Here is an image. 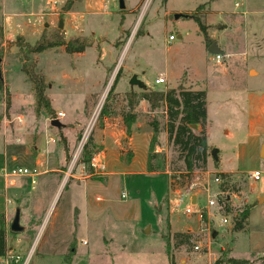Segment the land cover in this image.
<instances>
[{
    "label": "rangeland",
    "instance_id": "1",
    "mask_svg": "<svg viewBox=\"0 0 264 264\" xmlns=\"http://www.w3.org/2000/svg\"><path fill=\"white\" fill-rule=\"evenodd\" d=\"M55 1L58 9L67 2ZM124 3L125 9L120 10L119 0L76 1L73 13L77 17L64 30L63 14L57 23L48 24L50 17L44 14L51 11L37 0H0V24H5L6 37L11 40L4 39L0 44V58L6 59L0 64V101L6 95L8 119L7 124L0 125V151L3 132L8 133L9 139L22 137L18 128L23 124H18L16 114L31 108L34 111L21 61L13 52L18 50L12 46L17 37L24 36L33 45L42 30H60L66 31L67 39L84 36L93 42L79 56L59 47L35 57L38 69L46 77L47 94L54 100V108L67 115L63 122L77 119L73 122L76 129L69 131L67 138L59 139L60 130L46 122L48 136L40 137L35 132L26 140L32 155L50 149V163L55 169L52 171L45 161L41 168L45 175H38L34 186L27 180L28 198L9 204L7 212L1 214L7 232V257H0V264H214L222 251H229L235 258L250 259L251 264H262L259 256L252 254L264 255V0ZM179 13L191 17L176 20ZM195 16L205 25L210 46H206ZM70 17L65 16L67 20ZM171 35L175 40L170 42ZM214 43L222 51L220 64L209 52ZM72 72L79 78L78 83L64 87L63 76L71 77ZM159 75L166 77L165 84L155 83ZM133 76L148 90L182 86L207 93L210 156L206 171L187 175L173 170L182 164L177 162L178 156L165 132V111L149 112L148 103L145 107L139 101L134 107L138 119L132 132L147 134L150 143L153 123L159 125L156 151L160 157L154 163L164 167L160 172L142 174L137 171L139 160L134 174L127 175L125 166L123 176L108 174L115 172L114 164L109 154L107 158L99 157L104 146L95 144L94 135L105 126L122 127L125 138L119 156L126 163L132 154L127 152L124 122L127 93L141 92L136 85L130 86ZM10 85L19 94L11 93ZM103 109L108 116H102ZM44 121L47 120L43 117ZM85 133L87 142L82 146ZM66 143L68 159L58 164ZM87 145L93 153V174L81 162ZM213 149L218 150V162L211 157ZM95 156L104 170L92 166ZM32 166L27 161L10 168ZM255 171L262 175L259 181L250 177ZM219 173L229 176L226 192L233 197L234 207H252L244 232H233L231 219L222 226L217 213L208 224L199 222L197 215L186 213L187 209L206 207L208 196L221 191V183L227 180L216 182ZM2 181L0 178V188ZM232 185L236 186L234 193ZM9 191L6 194L10 195ZM123 192L127 194L125 199L121 197ZM16 207L20 209L21 232L10 229ZM179 231L190 233L188 244L176 245L174 235ZM196 246L202 248L196 250ZM70 247H74V253L69 257L66 254Z\"/></svg>",
    "mask_w": 264,
    "mask_h": 264
},
{
    "label": "trees",
    "instance_id": "2",
    "mask_svg": "<svg viewBox=\"0 0 264 264\" xmlns=\"http://www.w3.org/2000/svg\"><path fill=\"white\" fill-rule=\"evenodd\" d=\"M76 1L67 0L63 7L64 12L71 11ZM199 24L200 29L205 37L206 46L211 45L210 38L207 34V29L198 17H194ZM140 34V33H139ZM4 42V29L0 24V44ZM12 46L18 48V57L21 61V70L25 74L27 80L30 82L34 92V113L36 116L46 114L51 119L56 118V112L52 107L51 100L48 97V84L45 75L38 69L36 56L44 53L47 50L63 47L68 54L84 53L88 48L93 46V42L84 36H75L66 38L65 33L60 30L48 33L43 31L40 38L35 44H30L23 36H18L12 43ZM0 57L2 55L0 54ZM118 80V79H116ZM112 88V91L114 90ZM128 109L125 114L124 122L126 126L127 136L132 134V127L138 119V114L134 111V107L139 101H146L149 105V112L157 109H163L166 115L165 132L168 141L177 154V162H181V167H175L173 170L184 172L187 175H192L195 172H204L207 170L208 159L210 156V147L208 145L206 124H207V93L205 91L187 90L180 86L178 88H168L163 90H148L141 89L140 93L133 90L127 93ZM108 116L106 109H103L102 116ZM193 125H199V129L192 128ZM153 136L148 146L147 157V173L153 174L160 172L164 167L160 163H154L160 157L157 153V136L160 132V127L157 123H153ZM92 143V140L90 141ZM92 152L88 145L82 153V164H84L89 174H93L90 161ZM132 154L127 158V163L131 161ZM68 156L66 157V160ZM218 165V163H216ZM222 180L220 185V192L226 193L224 200L220 199L223 206L222 211L226 215L232 216L233 228L235 233L244 232L248 226V220L252 212L251 205L244 208H235L232 199L229 198L230 193L226 192L229 188V176L224 173H219ZM236 186L232 185V193ZM5 228L4 215H0V257H7V234ZM13 234V233H12ZM174 238L177 240L176 245L188 244L191 238L190 233H175ZM169 244V243H168ZM74 247H70L68 253L69 257L74 253ZM257 254V255H256ZM253 256H259L261 262H264V255L254 253ZM67 257V256H66ZM67 259V258H66ZM259 260V259H258ZM250 259L235 258L231 256L229 251H222L220 257L214 264H251Z\"/></svg>",
    "mask_w": 264,
    "mask_h": 264
},
{
    "label": "crops",
    "instance_id": "3",
    "mask_svg": "<svg viewBox=\"0 0 264 264\" xmlns=\"http://www.w3.org/2000/svg\"><path fill=\"white\" fill-rule=\"evenodd\" d=\"M37 1L39 3H42L45 6L44 8L50 9L51 12L44 14V15L50 17V22L48 23L50 25H52L54 22L57 23V21L60 20V15L63 14L64 30H65L67 28V26H69L71 24L72 19L77 17V14L73 13V11L76 7H73V9L71 11L64 12L63 11L64 6H62L61 9H58L57 8V2L55 0H37ZM65 16L66 17L71 16V17L69 20H67L65 18ZM1 24L3 25V29H4L5 41H11L6 37L5 24L4 23H1ZM46 26H48V25H46ZM65 32L66 31H64V33ZM41 33H43V30ZM73 37H75V36H73ZM13 52L15 54H17L18 50L13 51ZM82 54L83 53H79V54L77 53L74 55L79 56ZM2 62H6V59L3 58ZM20 65H21V62H20ZM3 70H4V68H3ZM70 74L72 75L71 77H68V75L63 76V79H64V81H63L64 85L63 86L64 87H66L67 85H69L68 87H72V85H74V84L76 85L79 81V78L77 76H73V72ZM165 79H166V77H165ZM27 82H28V86H26L27 91H28L29 97H32L31 98L32 106L34 108V101H33L34 100V92L32 90L30 82L27 80V78L25 76L24 83H27ZM9 89H10L11 93L13 92L14 94H19V91L15 92L11 85L9 86ZM65 89H67V88H65ZM12 96H13L12 97L13 101L16 102L17 100H16L15 95H12ZM50 100H51L52 107L54 108V106H53L54 100L51 99V97H50ZM140 102H141V106L143 104V106L146 107V104H147L146 101L142 100ZM54 110L57 114L59 112H61V113H64V115H65L62 118H57V120L62 124V128L58 129V130H60V134H61V136H60L61 138L59 137V139H62V138L65 139L68 137L67 134L69 131H71V130L74 131L76 129L73 126L74 125L73 122H75L77 119H71V120L63 122V119L67 118V115L65 114V112H63L62 110L57 111L55 108H54ZM16 115H17L16 118L17 117L21 118V124H23L21 127L18 128L21 131L22 137H19L18 140L12 139V138L9 139L8 133L3 132L5 137H4L3 148L0 151V168H3V167H9L10 168L15 164H20V163H24V162L28 161L33 166L32 167H26V168H32V169L35 168L37 170H40V173H38L39 176L45 175L44 170H41V168H43V166L45 165V161L47 162L46 163L47 167L51 166V163H50L51 154H49V152H51V150L49 149L48 152L37 151L36 154L33 153V155H32V153L27 148L26 144L28 141H26V140L28 139V137H30L31 133L33 134L35 132L37 134H39L40 137L48 136V126H47L46 122H48V125H50L52 123V121L47 119L48 116L46 114L45 115L41 114L39 117L36 116L32 108L30 110H28L26 113H20V114L17 113ZM43 117L46 118L47 121L43 122ZM1 123L2 122L0 121V125H1ZM13 129L17 130V126L14 125ZM0 133H1V131H0ZM94 138H95L94 139L95 144H97L98 146H104L103 152H101L99 154V157L103 156L102 157V159H103V158H107L108 154L111 156L110 162L114 164L115 172H108V174H110V175H122L123 176V175H125L124 174L125 173V167H127V175L134 174L137 171L142 173V174L143 173L149 174V173H147V157H148V146H149V142H148L149 136L147 134H143V133H140L138 131H133L130 136H127V139H128L127 140V146H128L127 152L130 151L133 154L131 161L129 163H127V162L125 163V162L121 161L120 156H119L123 152L121 142L125 138V133H124L122 127L117 128L113 125L105 126V127H103V129L101 131H99V132L96 131ZM109 142H112V144ZM55 143H56V141H55ZM66 144L67 145H66L65 151H62V153H61L62 154L61 155L62 160L58 164H62V163L66 162L65 160H66V157L68 156V152H69L68 151L69 144L68 143H66ZM34 148H38V146L34 147ZM139 160H141V161L139 163V170H137L135 168V165L138 163ZM50 169L53 171L55 168H54V166H53V168L51 166ZM35 178H34L35 183H32V179L28 178V177L17 178L15 180V183L13 186H10V185L6 186L4 181H2L3 187L0 188V191L3 192V196L0 195V199L2 200V204L0 203V215L7 212L8 208L10 206L9 203L12 205L13 203L20 202L23 198L27 197L26 191H25V188L29 185V181H27V180H30L31 185L34 186L36 184ZM8 190H10L9 192H11L10 195L6 194ZM196 202H197V198H196ZM18 209L16 207V211ZM178 233H180V231ZM261 253L264 254V252H261Z\"/></svg>",
    "mask_w": 264,
    "mask_h": 264
},
{
    "label": "built area",
    "instance_id": "4",
    "mask_svg": "<svg viewBox=\"0 0 264 264\" xmlns=\"http://www.w3.org/2000/svg\"><path fill=\"white\" fill-rule=\"evenodd\" d=\"M175 40V37L173 35H171L169 37V41H174ZM222 54H218V55H213V59L214 61H216V63H221L222 61ZM155 83L157 85H160V84H165L166 83V79L165 77H163L162 75H159V77L156 79ZM6 111H7V97L5 95V97L3 96L1 101H0V115H3L4 117V120H2L1 122L4 123V124H7L8 123V119L6 117ZM58 118H62L64 117V113H61L59 112L58 114ZM17 122L19 124H21V118L20 117H17L16 118ZM87 134L85 133L84 137L82 138V146L85 145V143L87 142L86 139H85V136ZM92 166L96 169H101V170H104L105 167L102 163L99 162L98 160V157L95 156L93 159H92ZM38 171L37 169H32V168H26V167H14V168H9V167H3V168H0V178L3 179L5 185H10V186H13L14 183H15V180L17 178H21V177H28V178H31L32 179V183H35L34 181V178L38 175ZM250 177L252 178V180L254 181H259L262 177L261 173L258 172V171H255L253 173H251ZM221 177L220 176H217L215 178V181L216 182H220ZM227 194L226 193H223V192H219L217 193L214 197H210L208 196V202H207V206L206 207H201L199 208L198 210H195V211H192L191 209H187L186 210V213L187 214H194V215H197L198 217V221L199 222H207V224L209 223V219L210 217H216V213L218 215L221 216V219H222V226L224 225H227L229 223V219L232 220V216L231 215H226L224 214V212L222 211V208L224 205H222L220 203V199L224 200L226 198ZM121 197L123 199H125L127 197V194L126 193H122ZM230 199L233 200V197L230 195L229 196ZM234 198H237V196H234ZM10 204V203H9ZM216 208L217 209V212L214 213L213 209ZM200 248H202L201 246H196L195 249L196 250H199ZM264 264V262L262 263Z\"/></svg>",
    "mask_w": 264,
    "mask_h": 264
},
{
    "label": "water",
    "instance_id": "5",
    "mask_svg": "<svg viewBox=\"0 0 264 264\" xmlns=\"http://www.w3.org/2000/svg\"><path fill=\"white\" fill-rule=\"evenodd\" d=\"M119 7H120V10H124L125 9L124 0H119ZM190 17H191L190 15L183 14V13H181V14L179 13V14L175 15V19L176 20L180 19V18H190ZM59 28L60 29L63 28V21H60ZM209 52L212 53L213 55L222 54V51L218 48L217 43H214L211 47H209ZM1 61H2V59L0 58V64H1ZM0 73H1V69H0ZM135 85L137 87H139L140 89H145L146 88L145 84L138 80L137 76H133L131 81H130V86L131 87H134ZM51 124H52V126L56 127L57 129H61L62 128V124L57 119L52 120ZM192 128L195 129V130H198L199 129V125H193ZM217 154H218V150L217 149H213L211 151V157L216 162L219 161ZM194 201H195V199H194ZM20 219H21L20 210L18 209L16 211L14 220H13V222L11 224V227H10L12 232H21V231H23V227L20 224ZM216 234H217V232H214L213 236H215Z\"/></svg>",
    "mask_w": 264,
    "mask_h": 264
}]
</instances>
